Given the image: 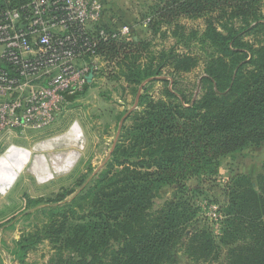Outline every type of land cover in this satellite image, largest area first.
I'll use <instances>...</instances> for the list:
<instances>
[{
	"label": "trees",
	"instance_id": "16d2710c",
	"mask_svg": "<svg viewBox=\"0 0 264 264\" xmlns=\"http://www.w3.org/2000/svg\"><path fill=\"white\" fill-rule=\"evenodd\" d=\"M169 3L157 12L155 32L166 24L183 36L182 18H204V30L194 33L208 52L199 56L186 44L183 52H149L143 64L139 48L146 43H109L116 55L123 50L118 69L127 83L140 87L155 78L165 85V99L140 95V110L131 114L108 165L71 203L50 208L46 229L61 244L58 264H177L179 244L195 263L221 257L209 231L185 234L195 215L187 201L175 197L158 210L154 201L163 187L213 176L222 157L264 143V0ZM201 62L200 93L189 97L179 89L181 78ZM165 70L170 79L157 80ZM257 184L239 174L228 185L224 264H264V167Z\"/></svg>",
	"mask_w": 264,
	"mask_h": 264
},
{
	"label": "rangeland",
	"instance_id": "374dc122",
	"mask_svg": "<svg viewBox=\"0 0 264 264\" xmlns=\"http://www.w3.org/2000/svg\"><path fill=\"white\" fill-rule=\"evenodd\" d=\"M100 1L106 11L99 27L117 34L118 38L114 41L122 44L146 43L139 48L144 57L143 64L148 60L149 52L155 54L173 48L183 52L188 50L186 44L190 45V52L199 56L205 57L208 52L206 47L198 46L200 36L196 39L194 33V30H204V18H182L180 23L188 28L183 36H176L172 25L166 24L155 32L151 25L158 10L169 3V0ZM168 5L171 6V3ZM125 28H128V33H123ZM108 45L103 48L102 57L98 60L100 70L96 81L85 93L67 104L58 121L46 131L33 133L29 139H17L14 142L24 148L38 149L41 144L54 143L55 139L63 137L79 123L85 146L71 172L41 183L29 171L32 166L29 164L8 191L0 192V264H58L57 251L61 244L54 240L56 236L50 237L46 229L50 222V208L71 203L108 165L124 127L131 123V114L140 110V95L149 94L155 100L165 99V85L161 81H155V78L145 81L140 87L128 84L124 74L118 69L123 50L116 55L117 52L113 49H107ZM203 74L204 65L201 62L191 73L183 75L179 89L189 97L198 96V85ZM170 77L169 70H165L156 79ZM137 88L138 93L135 94ZM62 148L65 147H56L57 150ZM263 167L264 143L260 146L250 145L237 153L222 157L217 173L213 176L201 174L160 190L154 201V210L160 209L168 200L182 198L195 213L185 231L187 237L196 230L205 229L222 248L218 261L195 263L187 255L185 247L179 244L174 248L177 264L225 263L228 247L221 244V239L225 229L224 210L229 202L228 185L234 176L243 174L249 176L258 189V176L263 173ZM62 193L69 195L62 201L54 202L61 198L59 195ZM81 212L82 210H78V213ZM61 219L57 218V224H60ZM183 239L186 240V237Z\"/></svg>",
	"mask_w": 264,
	"mask_h": 264
},
{
	"label": "built area",
	"instance_id": "2783aa9c",
	"mask_svg": "<svg viewBox=\"0 0 264 264\" xmlns=\"http://www.w3.org/2000/svg\"><path fill=\"white\" fill-rule=\"evenodd\" d=\"M105 11L100 0H0V158L96 81L101 48L118 38L99 27Z\"/></svg>",
	"mask_w": 264,
	"mask_h": 264
},
{
	"label": "bare ground",
	"instance_id": "6f19581e",
	"mask_svg": "<svg viewBox=\"0 0 264 264\" xmlns=\"http://www.w3.org/2000/svg\"><path fill=\"white\" fill-rule=\"evenodd\" d=\"M84 143L83 131L78 123L54 143L41 144L38 149L12 147L0 158V192L8 191L29 164H32L29 171L41 183L71 172L80 159ZM57 145L65 148L57 150Z\"/></svg>",
	"mask_w": 264,
	"mask_h": 264
},
{
	"label": "water",
	"instance_id": "95a60500",
	"mask_svg": "<svg viewBox=\"0 0 264 264\" xmlns=\"http://www.w3.org/2000/svg\"><path fill=\"white\" fill-rule=\"evenodd\" d=\"M91 79H92V75H90V76L88 77V81L91 82Z\"/></svg>",
	"mask_w": 264,
	"mask_h": 264
}]
</instances>
